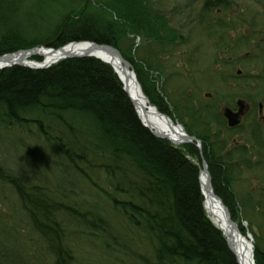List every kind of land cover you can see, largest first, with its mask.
<instances>
[{
  "label": "trees",
  "instance_id": "obj_1",
  "mask_svg": "<svg viewBox=\"0 0 264 264\" xmlns=\"http://www.w3.org/2000/svg\"><path fill=\"white\" fill-rule=\"evenodd\" d=\"M84 1L0 0V56L47 43L55 48L79 40L112 45L132 64L148 100L177 120L162 95L144 78L146 74L142 76L141 66L130 56V48L112 23L101 14H84ZM224 1L204 0L207 14L201 22L213 28L207 15ZM218 27L225 30L220 24ZM162 43L159 40L158 52L149 49L146 54L144 50L154 62L140 56L142 69L146 63L153 68L157 53L165 51ZM241 96L250 98L255 113V98ZM170 103L174 110L180 109L176 101ZM185 110L190 122L183 121L185 114H179L178 121L189 134L200 138L215 193L243 234L242 218L246 220L255 238L254 260L264 264V250L258 248L262 233L246 215L247 210L248 215L264 214V192L256 199L250 191L238 194L235 190L243 172L264 175L262 124L253 115L244 142L234 145L231 140L240 130L226 128L220 116H211L208 108ZM212 123L220 127L215 133ZM0 129H23L39 142L33 149L22 143L35 167L30 176L20 169L21 158L13 153L14 145L0 140L1 155L6 151L10 155L8 160L0 156L4 167L0 175V264H73L78 248L95 243L103 253L120 249L117 245L137 253L144 239L149 241L152 264H237L203 209L198 168L191 162H200L199 149L193 143L175 146L144 127L122 84L101 60L84 56L45 69L18 65L1 69ZM41 147L51 152L45 155ZM50 154L63 161L66 158L72 172L56 170L62 163ZM82 167L104 176L110 189L93 186L94 191H88L93 198L81 199L91 189L82 178ZM101 196L112 198L107 218L113 225L107 222L101 234L93 236L87 220H106L97 211L95 198ZM112 214L118 215L115 220ZM123 217L127 226L119 222ZM67 224L73 226L69 235L63 233Z\"/></svg>",
  "mask_w": 264,
  "mask_h": 264
},
{
  "label": "rangeland",
  "instance_id": "obj_2",
  "mask_svg": "<svg viewBox=\"0 0 264 264\" xmlns=\"http://www.w3.org/2000/svg\"><path fill=\"white\" fill-rule=\"evenodd\" d=\"M203 3L204 0H85L82 10L86 15L101 14L104 19L112 23L123 43L125 41L126 46L130 48V56L135 59L137 65L141 66L139 69L142 70V76L146 74L144 78H148L154 89L162 95L177 120L179 114H185L183 121L190 122L185 109L189 111L206 109L214 105L215 109L210 111L212 115L213 110L222 111L224 106L233 107L235 101L243 94L255 98L256 103L261 100L264 109V72L260 73L264 64V0L261 4L255 0H225L223 6H214L207 19H211L214 24L216 35L197 24L198 20H202L207 14L202 7ZM218 17L220 19H217ZM218 24L224 26L225 30L219 29ZM159 40L163 42L164 45L161 47L165 48V51L157 53V61L153 68L146 63L142 69L139 57L144 56L150 61L146 54L149 49L158 52ZM228 61L232 63L231 67L225 66ZM238 77L247 78L250 82L244 83L243 79ZM255 93L258 95L255 96ZM170 101L179 103L180 109L174 110ZM246 101L252 106L248 99ZM251 118L252 116H247L244 119L241 130L236 132L231 140L232 144L238 145L244 142ZM221 121L225 124L222 118ZM211 128L212 133H215L220 127L212 123ZM22 130L0 129V140L16 146H13L12 151L15 155L17 152L21 158L20 169L25 170L27 175L33 176L32 161L28 159L31 154H28V149L26 154L25 146L24 149L21 147L23 143L33 149L39 142L36 138L27 136ZM41 150L45 155L51 152L43 147ZM3 154L0 153V156H5L7 160L10 158L8 151ZM50 157L62 163V166L57 167L56 170L72 172L73 168L66 158L63 161L62 158H58L61 156L54 157L50 154ZM191 162L199 172V162L195 159H191ZM82 168V178L91 189L93 186L110 189L104 184V176L100 174L98 176L91 167ZM251 173L253 172L242 173L239 180L241 182L235 184V190L238 194L250 191L249 194L258 199L262 191L264 192V175L259 172ZM80 198L86 200L91 199V196L87 192ZM253 202L256 209V201ZM111 210L112 208L108 207L104 212L107 220ZM248 213L249 210L246 211L248 219L253 225L256 224L262 233L258 248L264 250V214L257 216L255 213L250 215ZM242 220L244 221V218ZM108 223L112 224L110 220ZM244 226L250 233L247 222H244ZM251 228L256 230L255 227L251 226ZM250 235L254 244L255 238ZM111 242L113 243V240ZM143 243H146L145 239ZM116 248L123 249L120 245ZM75 254L76 264H112L111 262L115 260L114 253L109 251L103 253L101 247L95 244L80 247ZM118 260L122 262L121 258ZM143 262L151 261L147 258Z\"/></svg>",
  "mask_w": 264,
  "mask_h": 264
},
{
  "label": "bare ground",
  "instance_id": "obj_3",
  "mask_svg": "<svg viewBox=\"0 0 264 264\" xmlns=\"http://www.w3.org/2000/svg\"><path fill=\"white\" fill-rule=\"evenodd\" d=\"M2 12L3 10L2 8H0V13ZM201 21H202L201 19L198 20L199 23L197 24H199V26L206 27L207 29H209L208 32L212 33L213 31V29L211 30L212 27L211 26H210L211 28L208 27L206 24L202 23ZM92 42L100 45L103 44L91 40H79V41H73V43L65 45L62 52L55 51L57 48L47 43V44H41L39 46H33L28 50L24 49L26 51H19V52L16 51L12 53H6L8 54L7 56L0 58V70L16 65L26 67L32 70L45 69L50 67L51 65L58 63L59 61L67 59V58L62 59V57L64 56L86 54L87 52H89L90 56L97 58L101 61L102 60L106 61L105 63H107L111 67L113 73L122 84L123 90L125 91L127 96H129V98L131 99L138 119L143 124H145L150 129V131L154 133L156 136L162 139H166L173 144L180 145L184 140V132L182 128L178 124L169 120L166 116H162L158 114L162 112H160L157 109L156 105L152 104L145 96L142 90V86L137 78L136 72L132 64L128 61L130 63V67H127L124 64V62H122L120 58L113 52L104 51L102 48H93L94 46L91 44ZM49 48H53V49H49ZM80 57H84V56H80ZM69 58H73V57H69ZM227 63H229L230 65H227ZM231 64L232 63L228 61L225 63V66L231 67ZM4 144H6V142H4ZM31 167L33 168L34 171L35 167L33 166V163ZM42 169H43V165H40V170ZM208 172H209L208 169L202 167L198 175V184L200 188L203 209L206 214V217L210 220V222L213 225H215L224 234L227 242L230 245V248L235 253L236 258L240 262V264H255L252 255L253 252L252 243L246 236H244L237 228L233 227L232 224L230 223L231 218L228 219V215L225 207L216 198L218 197V195L214 191ZM1 174H4V167L0 165V175ZM87 186L89 185L87 184ZM88 191H94V188L86 190V192ZM92 195L93 194L90 195L91 198H93ZM101 197L103 198L102 199L95 198L96 202L99 203V205L97 206V211L100 210L99 211V213L101 214L100 216L105 218L106 215H104V212H106L112 198H110L109 196H101ZM117 216L118 215L112 214L111 218L115 220ZM96 219L97 217H92V219L90 218V220L89 219L87 220V223L91 224V229H92L91 233L93 236L100 235L102 230H104L108 220H112V219H108V220L106 219L104 221L99 222ZM119 222L124 226L128 225V221L125 217L120 218ZM72 230H73V226L67 224L63 228L64 231L63 233L69 235L72 232ZM127 241L130 242V240L128 239ZM95 245H97V243H95ZM128 245L132 247V245L130 244ZM133 245L136 244L133 243ZM122 248L123 249L109 251L110 253L115 254V260L114 262H111L112 264H126V263L152 264L151 262L149 263L143 262L144 259L151 257L149 250L150 248L149 241L146 240V243L142 244V247L137 253L135 251H132V249L128 250L127 247L122 246ZM119 258L122 259V262L118 260ZM73 264H76V259L74 260Z\"/></svg>",
  "mask_w": 264,
  "mask_h": 264
},
{
  "label": "water",
  "instance_id": "obj_4",
  "mask_svg": "<svg viewBox=\"0 0 264 264\" xmlns=\"http://www.w3.org/2000/svg\"><path fill=\"white\" fill-rule=\"evenodd\" d=\"M94 47L93 48H102L104 51H111V52H113L114 54H116L119 58H120V60L122 61V62H124V64L127 66V67H130V63L126 60V59H124L123 57H122V55H121V53L116 49V48H114V47H112V46H110V45H100V44H96V43H91ZM95 45H97V46H95ZM63 48L64 47H60V48H57L55 51H59V52H62V50H63ZM49 49H53V48H49ZM25 51V50H24ZM8 54H5V55H3V56H0V58H2V57H5V56H7ZM75 56H90L89 55V52H87L86 54H76V55H69V56H64V57H62V59H64V58H69V57H75ZM102 61H104V60H102ZM104 62H106V61H104ZM2 68H4V67H2ZM131 100V99H130ZM237 107H238V109H237V111L236 112H234V111H232L231 109H229V108H225L224 110H223V115H224V117L227 119V123H228V125L230 126V127H233V126H236V125H238L239 123H240V119H241V116L244 114V110H245V108H246V106H245V104H244V102L242 101V100H238L237 101ZM158 114H160V115H162V116H166V115H164V114H161V113H158ZM169 120H170V118L168 117V116H166ZM143 124V123H142ZM181 128H182V130H183V132H184V140L182 141V143H184V142H188V143H195L196 144V146L200 149V140L198 139V138H196L195 136H191V135H189L185 130H184V127L182 126V124H180V123H177ZM145 127H147L145 124H143ZM148 128V127H147ZM154 134V133H153ZM155 135V134H154ZM202 166H203V168H206V163L204 162V160L202 159ZM220 202H221V200H220V198L219 197H216ZM222 203V202H221ZM222 205H223V203H222ZM224 206V205H223ZM225 207V206H224ZM225 209H226V211H227V215H228V219H230V215H229V212H228V210H227V208L225 207ZM230 223L232 224V226L233 227H235V228H237L238 229V227H237V224L235 223V222H233V221H231L230 220ZM239 230V229H238ZM223 234V233H222ZM223 236H224V234H223ZM225 237V236H224ZM226 242H227V240H226ZM227 245H228V247H229V249L232 251V253L235 255V253L233 252V250L230 248V245H229V243L227 242ZM252 255H253V252H252ZM235 257H236V255H235ZM237 259V258H236ZM237 263L238 264H240V262L237 260Z\"/></svg>",
  "mask_w": 264,
  "mask_h": 264
},
{
  "label": "flooded vegetation",
  "instance_id": "obj_5",
  "mask_svg": "<svg viewBox=\"0 0 264 264\" xmlns=\"http://www.w3.org/2000/svg\"><path fill=\"white\" fill-rule=\"evenodd\" d=\"M255 1H256V2H259V4H261V1H262V0H255ZM247 106H248V105H247ZM247 106H246V108H247ZM233 108L235 109V107H233ZM248 109H249V108L245 109L246 112H248Z\"/></svg>",
  "mask_w": 264,
  "mask_h": 264
}]
</instances>
